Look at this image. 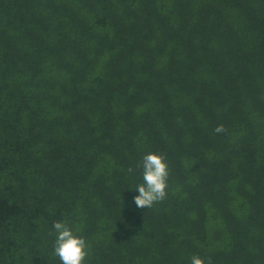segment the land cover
<instances>
[{
    "label": "trees",
    "instance_id": "16d2710c",
    "mask_svg": "<svg viewBox=\"0 0 264 264\" xmlns=\"http://www.w3.org/2000/svg\"><path fill=\"white\" fill-rule=\"evenodd\" d=\"M64 220L85 264H264V0H0V264Z\"/></svg>",
    "mask_w": 264,
    "mask_h": 264
},
{
    "label": "clouds",
    "instance_id": "9594fccd",
    "mask_svg": "<svg viewBox=\"0 0 264 264\" xmlns=\"http://www.w3.org/2000/svg\"><path fill=\"white\" fill-rule=\"evenodd\" d=\"M225 131L223 125L214 129L217 134ZM136 168H142V183L136 186L135 191L139 195L134 197V203L140 209H150L167 198L170 177L167 158L162 154L148 153L142 157ZM134 171V168H128L129 173ZM53 228L56 233L53 254L59 258L61 264H85L88 244L84 237L77 234L79 230L74 231L68 220L54 222ZM191 264H212V261L210 257L193 255Z\"/></svg>",
    "mask_w": 264,
    "mask_h": 264
}]
</instances>
